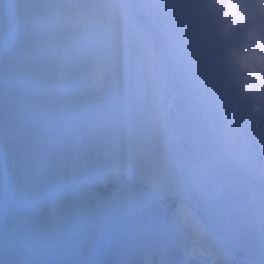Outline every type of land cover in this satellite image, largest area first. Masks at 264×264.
<instances>
[{"label":"bare ground","instance_id":"bare-ground-1","mask_svg":"<svg viewBox=\"0 0 264 264\" xmlns=\"http://www.w3.org/2000/svg\"><path fill=\"white\" fill-rule=\"evenodd\" d=\"M114 2L120 11L123 27L130 31L126 41L131 48L134 47L137 66L145 74L143 99L156 127L153 138L159 145L161 157L176 165V171L169 174L171 194L154 205L143 207V212L163 217L165 206L174 201V194L181 190L186 180H190L193 188L196 187L195 218L197 215L204 220L213 219L222 229L229 251L239 241L247 240L253 258L264 262V214L251 216L254 208L251 198H257L259 193L264 195V139L235 135L239 129L254 131L257 127L252 125L249 128L251 123L255 124L251 122L255 121L252 102L240 94L234 76L226 75L229 72L228 52L239 44L240 32L224 38L217 25L205 14L202 0ZM116 5L113 7L115 11ZM75 10H69L66 15L76 22L74 25L80 24L71 26L77 31L86 19L80 16L82 19L78 20L79 14H72ZM168 19L174 24L170 25ZM12 22L11 19H0L5 29ZM145 35L147 38H143ZM198 38L201 39L199 44L195 42ZM157 57H162L163 62L159 63ZM156 72H159L160 86L165 89L163 93L154 84ZM107 83L95 85L88 91L81 89L79 96L82 100L78 107L85 103L91 107L105 101V89H109ZM211 116L215 118L211 120ZM259 118L262 123L264 115ZM245 120L249 122L244 123ZM261 128L264 130V124ZM173 149L184 151L183 162L172 155ZM226 165L230 166L229 170L225 169ZM217 166H223L222 171L213 175L216 179L211 181V172ZM141 170V166H131L129 170L121 171L123 178L116 185L121 197L131 195L137 205L142 200L146 184L139 174ZM99 187L101 190L95 184L91 186V192H95L90 196H95L94 200L91 197L85 199L79 193L80 200L85 205L93 201L92 211L117 208L115 193L108 191L106 186ZM247 210L250 213H246ZM27 218L22 222L32 225L35 217L28 213ZM253 219H256L254 225ZM258 227H262L261 234ZM108 246L106 243L104 248ZM231 259L233 255L226 260ZM226 260L218 259L214 264H227L224 263Z\"/></svg>","mask_w":264,"mask_h":264},{"label":"clouds","instance_id":"clouds-1","mask_svg":"<svg viewBox=\"0 0 264 264\" xmlns=\"http://www.w3.org/2000/svg\"><path fill=\"white\" fill-rule=\"evenodd\" d=\"M205 14L228 39H241L228 52V71L240 94L252 102L253 116L264 115V0H202Z\"/></svg>","mask_w":264,"mask_h":264},{"label":"rangeland","instance_id":"rangeland-1","mask_svg":"<svg viewBox=\"0 0 264 264\" xmlns=\"http://www.w3.org/2000/svg\"><path fill=\"white\" fill-rule=\"evenodd\" d=\"M95 2V1H94ZM96 4H99L100 3V1L99 0H97L96 2H95ZM75 10V9H74ZM80 12H81V10L80 9H76L75 11H73L72 12V14L73 13H77V14H79V16H78V20H81L82 18H79L80 17ZM85 12H87V15L90 17V18H92V19H95L96 21H97V23H98V25L99 24H102L103 25V27H104V33H99L98 32V30L96 31L95 29H94V32H96V34H97V38L93 35V33H92V29H93V27H86V28H88V32H86V34H84L83 35V37L85 38V41L84 42H86V36L87 35H89V36H93L94 38H95V40L93 41V42H97L98 41V39L101 41V42H103V41H105V40H103L104 39V34H105V31H106V37H107V41H108V43H109V45H110V49H105L104 51H102V50H100V52L104 55V56H106L107 58L108 57H110L111 59H110V63H109V66H110V69H111V71L113 72V74H114V72L117 70L116 68H118L119 69V71H118V73H122V80H124L125 82H126V86H127V90H128V94L129 93H132V67L134 68V65H133V63H135V58H134V56L132 55L131 56V54H130V51L131 50H129L128 51V49L130 48V46H126V48H125V46L123 45V47L125 48V49H123V47H122V43L121 42H123L124 40H123V37H125L126 38V32H123V31H120V29H119V26L118 27H116V29H114V28H112V27H110V24L107 22V19L106 18H104L103 19V21L102 22H100L98 19H97V17L96 16H94L92 13H90V12H88V9H87V4H86V8L82 11V14H84V15H86V13ZM86 15V16H87ZM70 16V15H69ZM86 16H82L84 19H86V23H84V24H90L91 25V23L89 22L90 21V19H88ZM77 17V16H76ZM115 25H116V23H115ZM81 27H83V26H81ZM81 27H77V29L78 30H80V28ZM121 28V27H120ZM83 33H85L84 31H82V34ZM56 41L57 42H59V39H56ZM118 73L115 75V78L113 77V78H111V82L108 84L109 85V89H105L106 91L105 92H109L110 91V89H112L113 90V95H114V97L116 98V92H117V83H116V80H117V75H118ZM114 76V75H113ZM103 82H105V81H103ZM110 87H112V88H110ZM24 94H25V92H23ZM104 97V96H103ZM82 100V97L81 96H79V98H77L76 100H78V104H80V100ZM76 103H77V101H76ZM110 104V103H109ZM107 104L106 106H102V107H99V108H94L93 109V111H95V112H98V111H102V110H106V111H104V112H108V114L107 115H111V114H113V113H115L117 110H118V104H115V105H112V104ZM138 105H139V109H138V111L136 112V117L140 120V121H143L144 119H143V117L142 116H140L141 115V113L144 111V107H143V105L141 104V102L139 101L138 102ZM116 107V108H113V107ZM132 111V110H131ZM111 113V114H110ZM260 120H262L261 118H259V117H256L255 116V121H251V122H253V123H256L257 124V129L258 128H261V126L264 124V120H263V122L261 123V122H259ZM247 122H249V120H245L244 121V123H247ZM130 126V123H128V122H125L124 124H121L120 123V126ZM261 130H263L262 128H261ZM240 131H241V133H240ZM264 131V130H263ZM238 133V134H237ZM252 133L258 138V139H264V132H257V131H253V132H249V131H247V130H239L238 132H235V134H237V135H240V136H242V137H249V136H251L252 135ZM243 134V135H242ZM249 134V135H248ZM247 135V136H246ZM254 135H252V136H254ZM260 137V138H259ZM131 142H129L128 141V144H130ZM218 170L217 169H215L214 170V173L216 174V172H217ZM123 178V177H122ZM116 185H118V183L116 184ZM116 185L113 187L112 185V187L111 186H109V189H110V191L111 190H115V188H116ZM148 187V185H145V188H147ZM149 193H148V190L147 191H145L144 192V199H143V201L146 199V196L148 195ZM127 196V197H126ZM129 199H131L130 201H129ZM129 201V202H128ZM134 202H135V200L133 199V197H131V195H122V197L117 193V196L115 195V197H114V203H119V206H118V208H115V209H113V210H115L118 214H116V217L118 218V219H120L121 217H120V214L119 213H121V215L122 214H124L125 212H127V210H130L131 208L129 207V206H131V207H134V205H137V204H134ZM91 207V206H90ZM136 207V206H135ZM101 209V208H100ZM112 210V211H113ZM255 213V215H256V212H254ZM117 215H119V217L117 216ZM22 216V215H21ZM116 217H114V219H116ZM98 218V217H97ZM118 222V221H117ZM93 234H94V231L92 230V231H90V232H87V233H84V234H81V235H79L78 237H76L71 243H70V245L66 248V249H64V250H60V251H58V253H59V255L61 256V255H64V254H75L77 251H79V250H81V249H88V248H90L91 247V242L89 243V241H90V239H91V236H93ZM58 237V235L57 234H55V235H52L51 237H48V236H46V237H44V238H42V239H40L39 240V242L37 243L38 245H41V244H47V243H53V245H51L50 246V248L51 247H55V246H57V244L55 243V242H53L54 241V239L55 238H57ZM72 237H74V235L73 234H70V235H68V238L66 239V241L64 242V243H66V242H69L71 239H72ZM72 252V253H71ZM81 260V259H80ZM69 261V260H68ZM75 261V258H73L72 259V262H74Z\"/></svg>","mask_w":264,"mask_h":264}]
</instances>
